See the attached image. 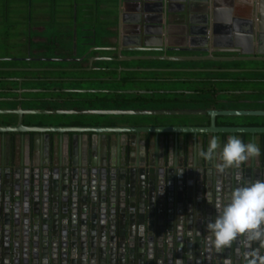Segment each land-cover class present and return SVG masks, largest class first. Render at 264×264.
Returning a JSON list of instances; mask_svg holds the SVG:
<instances>
[{
	"label": "water",
	"instance_id": "water-1",
	"mask_svg": "<svg viewBox=\"0 0 264 264\" xmlns=\"http://www.w3.org/2000/svg\"><path fill=\"white\" fill-rule=\"evenodd\" d=\"M118 4L109 35L136 49L206 52L224 44L214 0ZM67 100L83 106L99 99ZM5 113L18 121L0 125V264H264V244L241 234L216 251L206 227L235 187L264 180V120H255L264 110L77 107ZM24 114L146 116L151 123L24 124ZM205 115L207 124L186 120ZM232 135L255 143L259 155L222 171L216 167L219 148L211 160L198 156L210 137L222 146Z\"/></svg>",
	"mask_w": 264,
	"mask_h": 264
},
{
	"label": "crops",
	"instance_id": "crops-1",
	"mask_svg": "<svg viewBox=\"0 0 264 264\" xmlns=\"http://www.w3.org/2000/svg\"><path fill=\"white\" fill-rule=\"evenodd\" d=\"M15 1L3 0L0 4V22L6 17L0 32L9 40L12 30L18 31L22 40L3 45L14 48L16 54L7 58L0 54V125L16 124L18 116L5 111L17 109L264 110V0H254V5L253 0H214L219 12L218 34L224 44L206 52L181 53L146 52L109 35V28L116 25L119 0H96L95 18L86 14V0H71L74 14L64 10L62 15L54 9L60 0H21L18 9H13L10 3ZM78 1L85 13L79 39L72 32L73 18L78 20ZM259 8L261 31L256 14ZM10 13L13 19L8 21ZM77 27L78 24L76 33ZM55 30L63 41L54 48ZM68 97L99 100L88 102L92 106H82L81 102L68 103ZM241 98L255 100L240 103ZM186 120L207 124L209 117L190 116ZM221 120L218 116L217 121ZM22 121L73 125L151 123L146 116L86 114H24ZM6 144L10 149L8 140Z\"/></svg>",
	"mask_w": 264,
	"mask_h": 264
},
{
	"label": "clouds",
	"instance_id": "clouds-1",
	"mask_svg": "<svg viewBox=\"0 0 264 264\" xmlns=\"http://www.w3.org/2000/svg\"><path fill=\"white\" fill-rule=\"evenodd\" d=\"M219 148L217 169L238 168L250 157L259 155L260 148L253 142H244L239 136L227 137L223 145H219L216 136L210 137L206 149L198 151V156L211 160ZM239 182V172L235 173ZM218 215L206 225L211 246L220 251L227 247L239 235L244 234L249 241L264 244V180L256 179L251 183H243L235 187L228 202L217 205Z\"/></svg>",
	"mask_w": 264,
	"mask_h": 264
},
{
	"label": "rangeland",
	"instance_id": "rangeland-1",
	"mask_svg": "<svg viewBox=\"0 0 264 264\" xmlns=\"http://www.w3.org/2000/svg\"><path fill=\"white\" fill-rule=\"evenodd\" d=\"M12 1H15V0H12ZM86 1H88V11H86V14H89V15H91L93 18H95V13H96V11H95V5H96V0H86ZM1 3H3V0H0V4ZM19 3H21V0H18L17 2L15 1V2H12V3H10V5H13L12 6V8L13 9H15V8H17L18 9V4ZM74 5V3H73V1H71V0H60V1H58L57 3H55V5H54V9H57L59 12H60V15H62V13H63V11L65 10L66 12H68V13H71V12H73V14H74V12H75V10H74V7H73V9H72V6ZM81 6H83L82 4H81V1H78V7H79V9H78V20H75L74 18H73V31L72 32H74L75 31V34L73 35V36H75L76 37V35H77V38L79 39L80 38V33L82 32V27H81V24H80V22L82 21V17L85 15V13H83L84 11H82L81 10ZM94 6V7H93ZM2 8L3 7H1V5H0V12H2ZM73 10V11H72ZM46 11L49 13V15H50V13H51V11H50V9L49 8H47L46 9ZM55 13V12H54ZM56 13H57V11H56ZM12 13H10V15H9V18H8V21H10L11 19H13V16L11 15ZM6 19V17H2L1 18V22H0V27H4V20ZM62 18H59V20L61 21V23H64L63 22V20H61ZM95 20V19H94ZM46 21H48V20H46ZM45 21V23H47ZM59 23V25H60V27L59 28H61V23L60 22H58ZM93 22H91V24H92ZM76 24H78V27H77V32L78 33H76ZM64 25V24H63ZM47 26H49V24L47 23ZM50 28V27H49ZM72 28V23H71V25H70V29ZM11 32V31H10ZM61 32V29H59V31H58V33H60ZM72 32H70V35L72 34ZM21 34V33H20ZM19 34V35H20ZM55 37H54V40H53V45H54V48L56 47V45H61V42L63 41V36L62 35H58L57 33H56V30H55ZM19 35H18V31H17V33L16 32H14L13 30H12V32H11V34L9 35V37H10V39L8 40V35H5V34H2L1 32H0V46L1 47H3V48H1L0 47V54H1V56H3V58H7V57H9L11 54H16L15 52V50H14V48H9V47H5V46H3V45H6V44H8V43H10L11 44V42H13V43H18V42H22V40L19 38ZM48 37V36H47ZM6 38V39H5ZM73 46H74V44H73ZM5 54H9V55H5ZM67 95L69 94V93H66Z\"/></svg>",
	"mask_w": 264,
	"mask_h": 264
}]
</instances>
